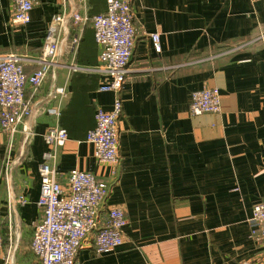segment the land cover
Segmentation results:
<instances>
[{
	"label": "crops",
	"instance_id": "crops-1",
	"mask_svg": "<svg viewBox=\"0 0 264 264\" xmlns=\"http://www.w3.org/2000/svg\"><path fill=\"white\" fill-rule=\"evenodd\" d=\"M62 2L39 0L23 26L12 21V0H0V55L40 56ZM96 5L106 11V0ZM133 10L137 37L120 94L96 74L94 90H74L75 73L57 68L38 92L26 89L33 136L0 129V264L7 256L38 263L31 245L44 217L40 165L56 125L69 134L54 164L59 182L66 186L72 170L93 173L109 185L105 208H123L128 220L120 248L97 255L91 236L77 264H264L251 222L264 202V0H134ZM36 69L25 64L27 74ZM207 87L220 90L222 111L194 116L192 94ZM56 88L65 95L51 97ZM118 98L113 168L95 158L87 134L96 110L111 111Z\"/></svg>",
	"mask_w": 264,
	"mask_h": 264
},
{
	"label": "built area",
	"instance_id": "built-area-1",
	"mask_svg": "<svg viewBox=\"0 0 264 264\" xmlns=\"http://www.w3.org/2000/svg\"><path fill=\"white\" fill-rule=\"evenodd\" d=\"M134 0H106V11L90 16L89 0H63L58 13L47 27L42 52L37 58L19 55H0V129L11 137L17 134L26 139L33 136L29 120L32 115L26 100V89L38 92L57 68L70 73L96 74L105 78L109 90L120 94L129 73V64L137 37L134 23ZM12 21L26 26L39 0H12ZM92 24L94 39L99 48V64L94 68L76 64V56L85 25ZM153 48L161 53L159 35L152 36ZM72 62L67 63V55ZM37 65L27 74L25 64ZM65 95V88H56L50 96ZM222 111L221 92L207 87L192 94L190 112L194 116L219 114ZM50 113H60L50 110ZM123 104L118 98L111 111L98 108L95 127L87 134L94 146V156L102 164L115 168L120 162L119 121ZM49 150L40 165L41 194L37 202L43 210V220L37 225L31 250L37 264H77V255L93 236L97 255L117 250L124 244L123 232L128 224L123 208H105L109 185L90 172L72 170L66 186L59 182L54 164L58 150L69 139L66 129L53 126L45 135ZM116 174V169L113 172ZM252 235L264 241V202L254 206ZM4 264H13L7 256Z\"/></svg>",
	"mask_w": 264,
	"mask_h": 264
},
{
	"label": "trees",
	"instance_id": "trees-1",
	"mask_svg": "<svg viewBox=\"0 0 264 264\" xmlns=\"http://www.w3.org/2000/svg\"><path fill=\"white\" fill-rule=\"evenodd\" d=\"M91 3L94 4V7L90 14V16L92 17L98 13V9H97L98 7L96 5V0H91ZM88 38H90V41H87ZM235 47L236 45L232 46L231 49H234ZM221 52L223 53V51ZM219 53L216 52L213 55H217ZM230 56H231L230 54L226 55V57H230ZM96 57H97V47L94 42L92 24L89 23L85 29V34L81 41V45L79 47V51L76 58V64L81 67L94 68L97 66ZM72 82H73L74 90H94L96 88V83L98 82V77L93 74L75 73L73 75Z\"/></svg>",
	"mask_w": 264,
	"mask_h": 264
},
{
	"label": "rangeland",
	"instance_id": "rangeland-1",
	"mask_svg": "<svg viewBox=\"0 0 264 264\" xmlns=\"http://www.w3.org/2000/svg\"><path fill=\"white\" fill-rule=\"evenodd\" d=\"M87 41H90V38H88Z\"/></svg>",
	"mask_w": 264,
	"mask_h": 264
}]
</instances>
